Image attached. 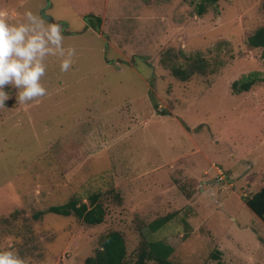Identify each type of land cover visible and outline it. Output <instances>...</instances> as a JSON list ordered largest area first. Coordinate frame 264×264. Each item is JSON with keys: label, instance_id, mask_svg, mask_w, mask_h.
<instances>
[{"label": "rangeland", "instance_id": "1", "mask_svg": "<svg viewBox=\"0 0 264 264\" xmlns=\"http://www.w3.org/2000/svg\"><path fill=\"white\" fill-rule=\"evenodd\" d=\"M193 2L0 0L10 22L29 9L62 23L77 52L67 72L46 58L43 97L19 104L5 86L0 248L30 264H83L118 231L127 264L148 241L170 246L171 264H264V222L243 202L264 185V80L230 89L264 78L262 50L247 44L264 27L263 0H218L201 16ZM197 56L202 73L172 74ZM91 194L100 225L45 213Z\"/></svg>", "mask_w": 264, "mask_h": 264}, {"label": "clouds", "instance_id": "2", "mask_svg": "<svg viewBox=\"0 0 264 264\" xmlns=\"http://www.w3.org/2000/svg\"><path fill=\"white\" fill-rule=\"evenodd\" d=\"M64 26L47 22L38 13L26 9L21 18L10 22L9 12L0 9V108L10 98L5 86L16 89L19 104L47 95L42 83L46 58H59V70L67 72L74 63L76 49L64 45ZM0 264H30L14 247L0 248Z\"/></svg>", "mask_w": 264, "mask_h": 264}, {"label": "trees", "instance_id": "3", "mask_svg": "<svg viewBox=\"0 0 264 264\" xmlns=\"http://www.w3.org/2000/svg\"><path fill=\"white\" fill-rule=\"evenodd\" d=\"M194 1L195 12L198 16L203 15L209 6L215 5L218 0H192ZM264 13V0L261 4ZM98 20H96L97 22ZM92 24L93 21H91ZM247 44L250 48L262 50L261 58L264 60V27L256 29L248 37ZM186 69L176 68L172 74L182 81H187L194 73H202L207 67L204 58L197 56L195 59L188 58ZM259 73L251 72L231 83L230 89L233 94L248 92L251 87L264 78H259ZM99 194H91L88 203H80L75 198H70L67 202L59 206H50L45 213H51L62 217L74 216L87 226L100 225L105 217V210L98 201ZM245 205L264 222V185L248 198H243ZM41 215V213H39ZM170 216H166L154 222V228L159 227L168 221ZM264 244V243H263ZM172 249L161 241H148L140 246L135 254L132 264H171L170 256ZM126 246L122 234L118 231H108L102 235L98 241V246L94 254L85 258L83 264H127Z\"/></svg>", "mask_w": 264, "mask_h": 264}, {"label": "water", "instance_id": "4", "mask_svg": "<svg viewBox=\"0 0 264 264\" xmlns=\"http://www.w3.org/2000/svg\"><path fill=\"white\" fill-rule=\"evenodd\" d=\"M47 20L50 22V18L47 17ZM93 21H95V24H96V26H97L96 19H93Z\"/></svg>", "mask_w": 264, "mask_h": 264}]
</instances>
